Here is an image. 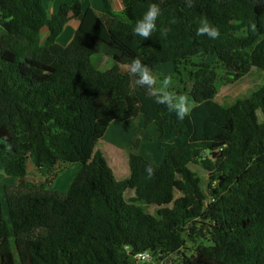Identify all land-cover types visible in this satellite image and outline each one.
<instances>
[{"label": "trees", "instance_id": "trees-1", "mask_svg": "<svg viewBox=\"0 0 264 264\" xmlns=\"http://www.w3.org/2000/svg\"><path fill=\"white\" fill-rule=\"evenodd\" d=\"M103 3V13L73 0L51 14L42 0H0V171L18 177L0 187V264H141L142 252L151 255L142 264H264V84L221 105L215 71L200 62L189 71L193 106L178 120L121 68L139 58L179 73L211 55L234 76L264 72V0H122L121 14ZM152 3L161 15L143 39L132 29ZM201 19L219 37L197 36ZM101 54L120 68H98ZM140 114L161 139L168 130L187 143L164 140L161 163L128 152L129 175L118 179L96 143ZM29 163L79 170L62 192L25 183ZM192 163L207 172L206 189Z\"/></svg>", "mask_w": 264, "mask_h": 264}, {"label": "rangeland", "instance_id": "rangeland-1", "mask_svg": "<svg viewBox=\"0 0 264 264\" xmlns=\"http://www.w3.org/2000/svg\"><path fill=\"white\" fill-rule=\"evenodd\" d=\"M65 43L66 42H63V45ZM205 60H203V58H192L187 62H182V64L179 65V73H176V71L174 72L175 69L172 63L160 65L154 71L156 76L158 77V83L157 85H155V87H159L160 81H162L165 76H170L172 82L169 85V91H174L177 95L186 96L193 105V101L188 95L193 84V81L190 78L191 75L189 74V71H195L197 69L195 65L199 64L200 62L211 63L210 68L215 71V86L217 89L215 99L221 105L228 106L238 98H248L264 84V72L260 69L251 67L245 75L238 77L233 75V70H226L222 66H220L217 61H215L214 56L209 55L205 58ZM127 67L128 66H121L122 71H127ZM102 68L105 70L116 72L120 68V66H117L112 61V59L106 58L102 65ZM180 78H182L183 80L181 81ZM260 118L262 117L260 116ZM113 123L118 124L115 122ZM143 124L144 122H140L138 123V126L133 125V127H131V124L122 122L119 127L125 129L126 131L121 135V144L119 145L112 142V138L110 137L107 139L103 137L96 143V149L101 150L115 177L118 179L125 178L129 175V169L127 165L128 152L140 154L141 148H143L144 150L148 146L149 140L147 141L144 137V135L150 137V135L144 134L145 131L148 130L146 129L148 125L145 128ZM149 134H152V131H150ZM163 135V140L172 139L178 149L184 147L187 143V138L176 137L169 131H165ZM72 166L76 165L60 164L57 165L53 171L47 172L45 167L36 168L33 164L29 163L26 174L22 177V180L28 185L40 184L45 182V184L49 185V187H54L56 184H59L62 179H66L68 175H75L72 173L75 170V168ZM190 168L200 176L201 188L206 189L208 176L207 172L203 170L200 165L195 163L190 164ZM17 179L18 177L13 178L0 171L1 188L4 183H16ZM71 182L68 183L65 180L62 182V186L57 185V188L55 190L62 192L66 191L69 188ZM0 192L2 193V189H0ZM132 194L133 192H131V190H128L125 195L126 197H129ZM175 196H180V194L176 192ZM156 208V206L150 205L146 209L150 213H155ZM187 248L189 249V251L187 252L189 254L194 249V245L189 242L187 243ZM140 263L142 264L144 262Z\"/></svg>", "mask_w": 264, "mask_h": 264}, {"label": "clouds", "instance_id": "clouds-1", "mask_svg": "<svg viewBox=\"0 0 264 264\" xmlns=\"http://www.w3.org/2000/svg\"><path fill=\"white\" fill-rule=\"evenodd\" d=\"M193 2L194 0H187V4L189 6H191ZM160 15H161L160 7L156 3L150 4L147 10L143 13L142 17L139 20H137V22L133 26V29H132L133 34L136 36L142 37L143 39H147L151 37L152 33L157 28L156 21ZM196 35L197 36L207 35L211 39H216L217 37H219L220 32L218 28L210 24V22L207 19H201L199 26L196 30ZM127 71L130 74H132L134 77H136L134 83L137 86H145L151 92V94L156 98L157 103L165 104L167 105L170 111L175 112V115L178 120H183L185 116L189 114L191 107L193 105L191 104V102L188 100L186 96L177 95L174 91H169V85L172 82L170 76H165L163 80L160 81L159 87L158 88L155 87V85H157L158 83V77L156 76L155 72L149 66L143 64L141 62V59L139 58H134L131 60L130 65L127 67ZM150 124L154 125L153 123H150ZM165 131H168V130H165ZM163 138H164V135H163ZM159 139L161 138L159 137ZM161 140L164 142L163 139ZM163 146H164V143H163ZM78 170H79V167H78ZM146 171L148 172L149 176H151L153 169L151 166H148L146 168ZM51 188L54 189L53 187ZM125 194L124 196L126 197ZM171 262L172 260L168 259L164 263L170 264ZM137 263H140V262H137Z\"/></svg>", "mask_w": 264, "mask_h": 264}, {"label": "crops", "instance_id": "crops-1", "mask_svg": "<svg viewBox=\"0 0 264 264\" xmlns=\"http://www.w3.org/2000/svg\"><path fill=\"white\" fill-rule=\"evenodd\" d=\"M72 2L73 0H42L44 7L51 14L55 13L61 4L70 5ZM109 2H110V6L112 10L115 13L121 14L123 12L124 7L122 4V0H109ZM80 4L82 7V10H85L88 7H91L97 12L103 13L105 11L103 0H80ZM77 25H78L77 20H75L74 18H71L66 24V26L62 29L61 34H59L58 39H57L58 42H60L61 44H63V42L67 43L71 39ZM106 58L112 59L110 56L106 54H101V57H100L101 63L100 65H97V67L100 68L101 70H105L102 68V65ZM112 61L116 64V62L113 59ZM114 122L118 124H114L112 122L107 128L103 137L106 139L110 137L112 138L111 139L112 142L117 143V145H119L121 144V140H120L121 135L125 133L126 131L125 129H122L121 127H119V125H121V123L124 122V123L131 124L130 125L131 127H133V125L138 126V123L143 122V116L137 115L136 117L126 120V121H114ZM146 129L148 130H146L144 134L150 135V137L145 136L144 134L143 135L147 141L149 140V142H148V146L146 147V149L143 150V148H141L140 154L143 155L147 160H152L154 163H161L164 159V147H163L164 142L161 139H159V133L156 131V128L154 125L149 124ZM150 131H152V134H149ZM72 167L75 168L74 172L72 173L76 174V172L78 171V167L77 166H72ZM74 176L68 175L66 179H62V181H60L59 184H56L53 188L56 189L57 185L62 186V182L65 180L68 183H70L73 180Z\"/></svg>", "mask_w": 264, "mask_h": 264}, {"label": "built area", "instance_id": "built-area-1", "mask_svg": "<svg viewBox=\"0 0 264 264\" xmlns=\"http://www.w3.org/2000/svg\"><path fill=\"white\" fill-rule=\"evenodd\" d=\"M151 259V255L149 252H142V253H137L134 256V260L136 262H144V261H149Z\"/></svg>", "mask_w": 264, "mask_h": 264}]
</instances>
